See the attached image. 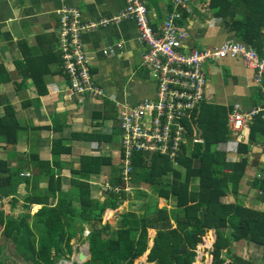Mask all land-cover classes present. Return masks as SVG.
I'll list each match as a JSON object with an SVG mask.
<instances>
[{
    "label": "trees",
    "instance_id": "1",
    "mask_svg": "<svg viewBox=\"0 0 264 264\" xmlns=\"http://www.w3.org/2000/svg\"><path fill=\"white\" fill-rule=\"evenodd\" d=\"M203 1L207 2L212 15L221 17L227 31L235 33L236 40L260 51L264 36L261 35L264 0ZM142 2L145 5L146 1ZM60 66L62 72L61 60ZM37 72L31 77L24 75V78H31L38 95H43L45 91L40 89L41 76ZM8 80L9 76H5L0 83ZM102 101L105 103L103 109L93 112L91 120L98 125L101 120L113 117L116 123L118 112L114 100ZM227 111L202 103L200 113L195 111L187 125L182 124L190 133L200 134L203 144L182 143L172 159L170 151L131 152L127 164L128 181L134 184V199L144 203L138 214L122 212L114 230L109 223H102V217L106 211L116 210L129 197L121 179L124 176L121 160L125 153L120 141L117 144L121 159L113 160V156L100 153L80 157L79 170L72 172L77 173L78 179H72L68 190L62 189L61 164L56 157L69 153L68 144L74 139L86 140L93 147L108 144L113 148L110 145L116 143L113 140L116 127L111 135L70 133L69 140L62 136L53 140L51 159L38 163L40 171L31 166L38 157H23L21 151L17 153L22 159L14 168L0 160V264H55L62 258L70 260L73 253L70 241L82 225L91 232L89 258L82 264H134L146 251L147 261L155 264H193L197 245H202L211 255V264H251L237 260L230 253V246L239 240L264 245V209L259 213L239 201L224 204L221 198L238 194L239 184L249 167L258 169L257 173L264 169L258 156L252 164L246 157L251 144L264 141V116L259 114L252 119L247 143L239 145L237 161L232 163L226 160L225 153L217 150L219 143L230 138L226 127ZM23 128L5 92L0 94V145L8 150L18 144L21 136L29 137ZM118 132L121 134L120 130ZM95 150L98 149L90 153ZM103 165L112 168L110 187L100 198H92L89 178L92 173H99ZM257 173L251 187L264 202V180L257 178ZM41 175L46 182L43 189L38 187ZM20 184L29 185L31 189L22 195L17 191ZM142 189L150 190L155 200L148 194L140 195ZM17 196L21 197V203ZM171 199L175 203L169 210ZM3 200L8 205L4 208L6 213L1 209ZM52 201H56L55 204L52 205ZM34 205L41 207L32 213ZM16 209L22 212L18 211L15 216ZM149 230L154 231L152 237ZM223 250H226L225 257H222ZM200 256L199 248L197 264H200Z\"/></svg>",
    "mask_w": 264,
    "mask_h": 264
},
{
    "label": "crops",
    "instance_id": "2",
    "mask_svg": "<svg viewBox=\"0 0 264 264\" xmlns=\"http://www.w3.org/2000/svg\"><path fill=\"white\" fill-rule=\"evenodd\" d=\"M143 1H146L150 25L152 28H160L164 15L169 9L170 0ZM124 4V0H0V80L9 76L7 83H0V88L3 87L1 91L7 89L13 96L14 107L19 103L20 109L26 112L27 118L21 121L17 112L15 113L19 126H23V129L29 133V137L21 136L18 144L11 149L7 150L0 145V160L6 162L8 167L14 168L22 159L17 153L21 151L24 153L23 157L33 155L38 157L31 166L40 171L38 163L51 159L52 141L60 136L69 140L70 133L84 135L88 132L110 135L113 133H108L109 125L114 121L113 117L103 119L110 120L105 123L102 120L98 121V125L91 120V114L103 109L105 103L102 102V107L94 106V103L87 99L79 107L66 96L68 83L61 72L60 53L57 50V11L73 9L79 13L82 22H98L117 14L124 8ZM189 8L191 13L186 17L185 26L190 33V39L187 42L189 47H216L227 40L241 42L236 40L234 32L227 31L221 17L212 15V10L208 8L206 1L191 0ZM200 30H205V34L197 37ZM262 33L264 35V31ZM197 40L199 44L195 43ZM80 42L90 58L94 78L104 85L105 89L107 88L106 92L108 91L114 101L133 105L141 98L151 97L154 84L148 72L142 67L141 54L144 52V47L138 41V30L134 22L122 21L118 24L87 30L81 34ZM118 43L122 47L115 49L114 54L103 53V50L113 48ZM8 65H14L15 70L9 72ZM212 66L211 76L207 79L204 104L224 108L228 110V113L234 104H240L243 109L263 105L262 100L258 101L260 96L253 95L255 91L258 92V88L252 81L253 71L246 68L240 59L224 58L219 62L208 63L205 65V72L206 67ZM223 66H227L228 72L223 70ZM34 71H38L37 74L41 76L38 82H40V89L45 91L43 95H38V90L31 78H24V75L31 77ZM212 78H215L216 82L210 81ZM7 99L10 102L11 97L7 96ZM56 117L57 122L52 121ZM84 125L89 127L86 131L80 128ZM194 138L204 142L200 134L194 135ZM68 146L71 147L69 153L56 157L61 164L60 177L63 190L70 188L72 179H78L77 173L72 172L79 170L80 157L98 153H90L91 150L99 149L101 155L113 156L112 159L118 157V152L112 153V149L117 147L115 150H118V144L114 142L110 145L113 148H110L108 144H97L93 147L86 140L74 139ZM253 149L257 151L250 156V160L248 158L249 164H252L251 161L255 157L260 156L262 150L259 147ZM251 151L252 149H249L248 155ZM259 162L263 163L260 159ZM111 172L110 165H103L99 173L91 175L105 180L110 177ZM246 177L251 176L246 175L241 180L238 194L223 197L226 200L221 198L222 203L239 201L243 206L255 211L259 206L261 212L264 209V202L256 196L255 189L251 187L254 177L252 176L251 180H246ZM41 178L38 187L43 189L46 187V182L43 180L44 176ZM30 189L31 186L20 184L17 191L23 195ZM249 189L253 191L249 192ZM132 192L133 189L130 193ZM100 197L101 194L92 195V198ZM10 198L8 197L7 200L11 201ZM16 198L21 203V197ZM55 202L52 201V205ZM4 206L8 205L4 203ZM33 207L39 209L41 206ZM225 253L226 250H223L222 257H225ZM230 253L237 260H245L251 264H264L262 243L247 240L235 241L230 246ZM208 255L211 256L209 253ZM196 258L197 256L194 261Z\"/></svg>",
    "mask_w": 264,
    "mask_h": 264
},
{
    "label": "built area",
    "instance_id": "3",
    "mask_svg": "<svg viewBox=\"0 0 264 264\" xmlns=\"http://www.w3.org/2000/svg\"><path fill=\"white\" fill-rule=\"evenodd\" d=\"M124 2V8L117 14L98 22H82L79 13L73 9L57 11V50L68 80L69 94L78 104L86 98L106 97L105 90L96 83L91 73L90 58L80 42L81 34L98 26L122 21L134 22L137 26L138 41L144 47L142 67L150 75L154 92L151 97L142 98L133 105L115 103L116 109H120L117 126L121 133L119 144L125 153V158L121 160L125 170L123 177L128 180L127 164L131 152L154 154L156 151H170L172 159L182 143H189L188 138L192 144L201 142L197 138L191 139V133L185 130L182 123L187 125L192 114L195 111L198 114L201 103L206 102L205 65L224 58L240 59L246 68L253 71L252 81L263 100L262 106L249 109H243L240 104L232 105L226 124L231 140L219 146L225 151H236L245 140L252 119L259 114L264 116V38L260 51L230 40L216 47L191 48L187 44L190 33L185 27L186 17L191 13V0H170V9L158 29L151 27L148 10L142 0ZM121 47L118 43L103 50V53L112 55L115 49ZM256 147L262 149L264 157V144ZM257 178L264 180V169L257 173ZM258 194L261 195L262 191L259 190Z\"/></svg>",
    "mask_w": 264,
    "mask_h": 264
},
{
    "label": "rangeland",
    "instance_id": "4",
    "mask_svg": "<svg viewBox=\"0 0 264 264\" xmlns=\"http://www.w3.org/2000/svg\"><path fill=\"white\" fill-rule=\"evenodd\" d=\"M190 24H192V21L190 20ZM263 31H264V29H263ZM203 34H205V30H200L199 31V34L197 35V37H199L200 35H203ZM261 35H262V31H261ZM263 38H264V36H263ZM196 44H199V42H198V40L195 42ZM8 67V70H9V72H13V70H15V66L14 65H8L7 66ZM213 70V66L212 67H210V68H207L206 67V80L207 79H209V77L211 76V71ZM223 70H225V71H227L228 72V68H227V66H223ZM150 80V79H149ZM210 81H214V82H216V79L215 78H212ZM104 88H105V86L104 85H102ZM1 87V86H0ZM3 88V87H2ZM2 88H0V94H2V93H4L5 92V94L7 95V96H9V97H11V100H10V102H11V104L13 105V107L15 106V101H14V99H13V96L10 94V92L9 91H7V89H5V91L3 92V91H1V89ZM107 89V88H106ZM206 94H207V83H206ZM253 95L255 96V95H257V96H260L259 95V93L257 92V91H255L254 93H253ZM66 96H67V98L69 99L70 98V96H69V94L66 92ZM105 96L106 97H103L101 100H105V99H108L109 97H111V95L108 93V91L106 92L105 91ZM108 97V98H107ZM110 99V98H109ZM88 100H91L93 103H94V106L95 105H99V106H101L102 107V102L103 101H101V100H97V99H95V98H88ZM262 100V98H261V96L260 97H258V101H261ZM87 101V100H86ZM85 101V102H86ZM263 101V100H262ZM84 103H82L81 104V106L83 105ZM122 104V103H121ZM202 104V103H201ZM200 107H201V105L198 107V114L200 113ZM14 109H15V112H17V114H18V118H19V120L21 121L22 119H26L27 117V114H26V112H24L23 111V109H20V107H19V103H17L16 104V107H14ZM119 110L120 109H118L117 110V112H119ZM23 111V112H22ZM57 120H58V118L56 117V119L55 120H53L52 119V121H54V122H57ZM119 121H120V116L119 115H117V117H116V124H115V122L113 121V122H111V124L109 125V130H108V133H111L112 131H113V129H114V127H115V125L116 126H118L119 125ZM80 128H82V131H86L89 127L87 126V125H84L83 127H81L80 126ZM118 129V128H117ZM119 130V129H118ZM118 130H115L114 131V136H113V140L116 142V143H118L119 142V140H120V134H119V132H118ZM191 130H192V128H191ZM191 139H193L194 138V134L193 133H191ZM188 140H189V144H191V141H190V138H188ZM263 143H264V141H263ZM193 146L194 145H199V144H192ZM192 147V146H191ZM255 147V146H254ZM253 146L251 147V149H252V151H251V153L249 154V155H247L248 156V158H249V160H250V156H252L253 154H254V152L255 151H257L256 149H253L254 148ZM117 148V147H116ZM115 148V149H116ZM219 148V147H218ZM257 148V147H256ZM115 149H112V153L114 154V151L115 152H118L119 151V149L118 150H115ZM219 151H223L225 154H226V160L227 161H230V162H234V161H236L237 160V158H233V157H231V156H228V154L226 153V151L225 150H219ZM101 152V151H100ZM115 157V156H114ZM117 160L118 159H121L120 157H115ZM258 158L260 159V161H264V157H263V155L260 153V156H258ZM113 160H115V159H113ZM257 171H258V169H256L255 167H253V166H251V167H249L248 168V172H247V174L246 175H248V176H251V177H246V180H251L252 179V176L254 177L255 175H256V173H257ZM75 175V174H74ZM111 175V174H110ZM123 175H125V170H123ZM61 178V177H60ZM75 178H76V176H75ZM121 179L124 181V187H125V191L126 192H130L131 191V189L134 187V184H132V182L131 181H128V180H126V178H124V177H121ZM99 180H101V182L99 181ZM89 183H90V196L92 197V195H97V196H99L104 190H106V189H108L109 187H110V185H109V178L107 177L105 180L102 178V179H100L98 176H94V175H90V178H89ZM88 183V184H89ZM100 191H102V192H100ZM251 191H253V189H249V192H251ZM255 191H256V189H255ZM100 192V193H99ZM142 193H140V195H144V194H148V196L150 195V197L152 198V200H155L154 199V197H153V195H152V193H150L151 191L150 190H147V189H142V191H141ZM135 195H136V193L135 192H132V193H130L129 194V197L125 200V201H123L119 206H118V208L116 209V210H110V211H106L104 214H103V217H102V219H103V224H105L106 222L107 223H109V225H110V228H112V230H114L115 228H116V223L119 221V215L120 214H122V212H134V213H139V209H140V207L143 205V203H144V201H142V200H138V199H134L135 198ZM148 200H149V198H148ZM223 200H226L225 198H223ZM5 201L6 200H3V203H5ZM147 201V200H146ZM174 200L173 199H171L170 201H169V204H168V209L170 210V208L174 205ZM248 204V203H247ZM77 204H75V206H76ZM4 208L5 209H7V206L6 207H4V204H2V210H4ZM259 209H260V207L258 206L257 207V211L260 213V211H259ZM17 211H16V213L15 212H13V214L16 216V214H18V213H21L20 212V209H16ZM5 211V210H4ZM19 211V212H18ZM37 211V208H32L31 209V212L32 213H34V212H36ZM7 211H5V213H6ZM18 212V213H17ZM262 212V211H261ZM85 227V225H82L81 226V228H80V232L77 230V232H76V236H74L72 239H71V241H70V244H71V247H72V250H73V253H72V255H71V257H70V260H68V259H61L60 261H58L57 263H55V264H72L73 262H75L76 264H82V263H84L86 260H88V258H89V247H88V250H87V246H89V242H90V235H91V232H89L87 229H85L84 228ZM154 230V229H153ZM153 230H149V236L150 237H152L153 235H154V231ZM199 248L201 249V251H202V256H200L199 257V260H200V264H211V261H212V257L211 256H209L208 255V253L207 252H205V249H204V247L202 246V245H198L197 247H196V256H197V258H198V256H199ZM83 249H85V250H83ZM80 251H85V252H83L85 255H86V258L83 260V261H78L77 260V254H78V252H80ZM147 253H148V251H146L145 252V254H143V256H141L139 259H137L135 262H134V264H155L154 262H149V261H147ZM208 256H209V259H207L208 258ZM197 258L195 259V261H194V264H197ZM68 260V261H67ZM253 260V259H252ZM253 262H254V260H253ZM255 264V263H254Z\"/></svg>",
    "mask_w": 264,
    "mask_h": 264
},
{
    "label": "clouds",
    "instance_id": "5",
    "mask_svg": "<svg viewBox=\"0 0 264 264\" xmlns=\"http://www.w3.org/2000/svg\"><path fill=\"white\" fill-rule=\"evenodd\" d=\"M58 17V16H57ZM152 27V26H151ZM58 32H59V24H58ZM61 60V59H60ZM62 62V61H61ZM90 65H91V63H90ZM92 67V66H91ZM62 72H63V69H62ZM148 72V71H147ZM91 73H92V75H93V78H94V74H93V72H92V68H91ZM63 74H64V72H63ZM149 74V73H148ZM150 76V75H149ZM64 78H65V80L67 81V83H68V80H67V78H66V76H65V74H64ZM95 81H96V83L99 85V86H101V88H103L105 91H106V89L102 86V84H100L96 79H95ZM67 92H68V94H69V90H68V87H67V90H66ZM69 96H70V94H69ZM70 99L73 101V102H75V104L77 105V106H81V104H78L71 96H70ZM88 98H86V100H87ZM85 100V101H86ZM97 100H101V99H97ZM140 100H142V98L140 99ZM139 100V101H140ZM84 101V102H85ZM83 102V103H84ZM114 103H116V101H113ZM124 104V103H123ZM116 106V105H115ZM117 108V107H116ZM103 121V123H105L106 121H110V120H102ZM227 124V123H226ZM227 127V126H226ZM228 129V128H227ZM229 132V131H228ZM229 135H230V132H229ZM248 135V134H247ZM247 135H246V138H245V140L244 141H242L240 144H245V143H247V141H246V139H247ZM231 140V138H229L228 140H226L225 142H221V143H224V144H226L227 142H229ZM198 144H203V142H200V143H198ZM239 144V145H240ZM261 144H263V142H261ZM260 143H258L257 145H261ZM219 145H220V143H219ZM217 146V150H220V146ZM239 145H238V147H239ZM257 145H253V144H251L250 145V147H256ZM219 147V148H218ZM229 147H231V145H229ZM238 147H237V150L236 151H233V150H228V151H226V153L228 154V156H231V157H233V158H238ZM222 150V149H221ZM251 150V149H250ZM95 152H98V153H100V151H99V149L98 150H95ZM221 152H223V151H221ZM224 153V152H223ZM101 154V153H100ZM93 155H95V154H93ZM248 153L246 154V157H247V159H248ZM225 156H226V154H225ZM237 161V160H236ZM236 161H234V162H236ZM228 162H230V161H228ZM234 162H232V163H234ZM126 192V191H125ZM128 194L130 193V192H127ZM86 229V228H85Z\"/></svg>",
    "mask_w": 264,
    "mask_h": 264
},
{
    "label": "water",
    "instance_id": "6",
    "mask_svg": "<svg viewBox=\"0 0 264 264\" xmlns=\"http://www.w3.org/2000/svg\"><path fill=\"white\" fill-rule=\"evenodd\" d=\"M89 254V253H88ZM78 256H77V260L78 261H83L85 258H86V255L82 252V251H80V252H78V254H77ZM83 256V257H82Z\"/></svg>",
    "mask_w": 264,
    "mask_h": 264
},
{
    "label": "bare ground",
    "instance_id": "7",
    "mask_svg": "<svg viewBox=\"0 0 264 264\" xmlns=\"http://www.w3.org/2000/svg\"><path fill=\"white\" fill-rule=\"evenodd\" d=\"M83 250H85V249H83ZM87 250H88V246H87ZM83 252H85V251H83ZM83 257V256H82Z\"/></svg>",
    "mask_w": 264,
    "mask_h": 264
}]
</instances>
